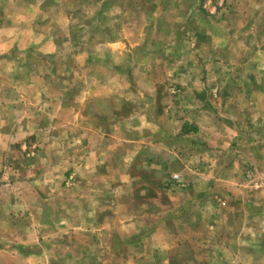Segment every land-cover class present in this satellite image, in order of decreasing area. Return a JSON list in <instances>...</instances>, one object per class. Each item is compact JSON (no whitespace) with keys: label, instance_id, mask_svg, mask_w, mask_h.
I'll use <instances>...</instances> for the list:
<instances>
[{"label":"crops","instance_id":"crops-1","mask_svg":"<svg viewBox=\"0 0 264 264\" xmlns=\"http://www.w3.org/2000/svg\"><path fill=\"white\" fill-rule=\"evenodd\" d=\"M20 1L25 4L21 10L0 13V264L79 263L53 250L81 232L96 240L108 238L110 215L123 217L120 229L127 236L140 234L141 224L130 217L145 215L146 210L133 213L107 206L113 199L134 198L130 171L136 164L144 171L143 190L153 194L149 199L157 198L166 174L184 176L191 188L176 210H184L182 214L210 234L218 232L220 224L235 225L236 215H243L242 209L234 210L239 201L244 216L264 220V192L246 193L239 187L244 166L264 170V65L255 60L260 59L257 53L216 98L178 99L172 107L162 105L156 111L150 106L130 116L112 112L116 83L106 82L104 95L96 98L99 85L91 82L87 97L70 109L61 98L51 99L45 86L43 56L54 50L48 47L53 39L44 6ZM109 46L115 54L125 50L123 42ZM81 102H91L92 109L82 111ZM31 145L36 149L29 158ZM71 151L73 157H67ZM67 168L79 173L72 193L62 187ZM162 169L166 172L161 177ZM138 195L145 199L143 192ZM83 202H88L87 208L80 206ZM155 226L145 229L158 241L154 249L162 247ZM187 230L193 232L191 226ZM35 234L37 240L27 239ZM146 237L137 244L149 247ZM162 257L156 260L165 262Z\"/></svg>","mask_w":264,"mask_h":264},{"label":"rangeland","instance_id":"rangeland-1","mask_svg":"<svg viewBox=\"0 0 264 264\" xmlns=\"http://www.w3.org/2000/svg\"><path fill=\"white\" fill-rule=\"evenodd\" d=\"M35 1L44 6L38 11L42 10L48 17L53 39L48 47L54 53L43 56L45 86L51 99L61 98L63 105L70 109L75 101L87 97L91 82L99 85L96 98L104 95L106 82L116 83L110 97L112 112L132 116L133 111L138 109V113L150 106L169 108L178 99L221 96L225 83H234L235 74H240L241 67L250 62L251 54L257 53L260 59L255 60L264 65V0ZM24 6L20 0H0L3 10L0 13L6 16ZM117 42L125 43L120 55L113 53L109 46ZM247 74L248 71L244 75ZM90 103L81 102L82 111L92 109ZM98 112L100 115L101 111ZM35 149V145H31L26 155L34 157ZM69 156L73 157L72 151L67 153ZM250 169L254 167L242 168L239 187L253 194L259 191L246 188L243 178ZM166 171L162 169L158 175ZM143 174L140 164L133 166L130 175L135 180L134 198L113 199L107 206L129 209L133 213L146 210L145 215L130 218L137 220L144 231L156 225L162 247L153 248L155 241L148 237L147 231L127 236L120 229L123 217L110 215L106 219L112 229L108 238L99 236L96 240L93 234L81 232L67 244L54 250L51 247V250L66 260H80L69 264H264V220L259 216L252 220L244 216L240 201L234 204V210L242 209L243 215H236L235 225L220 224V231L210 234L202 229L200 222L182 214L184 210L180 213L176 210L191 188L184 176L177 172L166 174L157 198L149 199L152 193L143 190L140 180ZM78 175L75 169L67 168L62 186L66 192L74 191ZM173 176H178L184 186L177 185ZM141 192L145 199H140L138 193ZM173 197L178 200L171 199ZM87 204L83 202L80 206L87 208ZM219 205L225 206L221 202ZM202 221L207 223L206 219ZM190 226L193 232H188ZM145 235L149 242L146 248L137 244ZM29 238L37 240L38 236ZM205 241H209L208 244ZM76 243H81L80 247H75ZM44 249L39 247V250ZM161 256L162 260L166 258L165 262L156 260Z\"/></svg>","mask_w":264,"mask_h":264},{"label":"built area","instance_id":"built-area-1","mask_svg":"<svg viewBox=\"0 0 264 264\" xmlns=\"http://www.w3.org/2000/svg\"><path fill=\"white\" fill-rule=\"evenodd\" d=\"M171 91L174 93V90ZM172 178L177 185L184 186L182 180L178 176H173ZM243 178L246 188L251 191L264 192V170H247L245 171ZM222 205H224V203H222Z\"/></svg>","mask_w":264,"mask_h":264},{"label":"trees","instance_id":"trees-1","mask_svg":"<svg viewBox=\"0 0 264 264\" xmlns=\"http://www.w3.org/2000/svg\"><path fill=\"white\" fill-rule=\"evenodd\" d=\"M182 131H183V132L186 131V127H185V125L183 126Z\"/></svg>","mask_w":264,"mask_h":264}]
</instances>
